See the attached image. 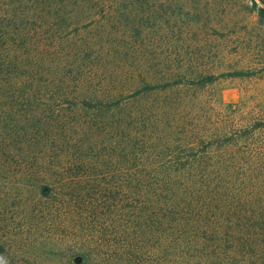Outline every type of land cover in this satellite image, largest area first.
I'll list each match as a JSON object with an SVG mask.
<instances>
[{
    "label": "trees",
    "instance_id": "1",
    "mask_svg": "<svg viewBox=\"0 0 264 264\" xmlns=\"http://www.w3.org/2000/svg\"><path fill=\"white\" fill-rule=\"evenodd\" d=\"M92 1L0 0V264H264V121L104 44L149 0Z\"/></svg>",
    "mask_w": 264,
    "mask_h": 264
},
{
    "label": "rangeland",
    "instance_id": "2",
    "mask_svg": "<svg viewBox=\"0 0 264 264\" xmlns=\"http://www.w3.org/2000/svg\"><path fill=\"white\" fill-rule=\"evenodd\" d=\"M75 1L77 5L93 3ZM260 8L264 5L259 0H149L142 13L125 17L127 24L139 20L146 24L139 37L121 32L124 18L113 13L111 21L117 30L104 38V44L141 48L133 56L136 59L174 63L165 71L168 77L178 74L204 80L202 85L181 91L188 98L195 96L202 107L211 100L215 107L235 109L236 117L242 113L245 120L264 121V18ZM98 16L95 19L105 22ZM82 17L73 14L65 25L81 24L86 20Z\"/></svg>",
    "mask_w": 264,
    "mask_h": 264
}]
</instances>
